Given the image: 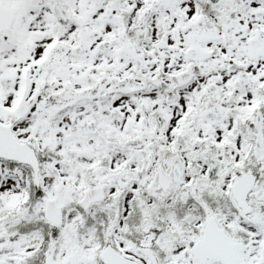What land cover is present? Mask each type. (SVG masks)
<instances>
[{
	"label": "snow or ice",
	"instance_id": "6c2138e0",
	"mask_svg": "<svg viewBox=\"0 0 264 264\" xmlns=\"http://www.w3.org/2000/svg\"><path fill=\"white\" fill-rule=\"evenodd\" d=\"M0 264H264V0H0Z\"/></svg>",
	"mask_w": 264,
	"mask_h": 264
}]
</instances>
